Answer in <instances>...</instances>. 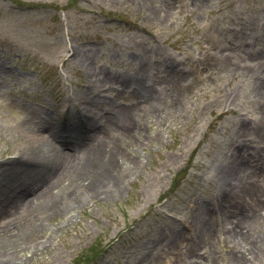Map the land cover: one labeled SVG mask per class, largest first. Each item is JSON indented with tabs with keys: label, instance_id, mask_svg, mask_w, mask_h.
Instances as JSON below:
<instances>
[{
	"label": "rangeland",
	"instance_id": "1",
	"mask_svg": "<svg viewBox=\"0 0 264 264\" xmlns=\"http://www.w3.org/2000/svg\"><path fill=\"white\" fill-rule=\"evenodd\" d=\"M36 116L73 143L91 120L84 148L109 131L127 173L23 228L43 242L5 264H264L233 231L264 236V0H0V161ZM43 184L0 186L1 236L29 215L14 193Z\"/></svg>",
	"mask_w": 264,
	"mask_h": 264
},
{
	"label": "bare ground",
	"instance_id": "2",
	"mask_svg": "<svg viewBox=\"0 0 264 264\" xmlns=\"http://www.w3.org/2000/svg\"><path fill=\"white\" fill-rule=\"evenodd\" d=\"M152 96L154 95L146 92L144 100L150 101ZM121 114L124 117L128 116L127 110H122ZM90 121L78 122L75 132L77 141L73 143L74 137L67 136V131L59 132L50 124L48 135L39 134L41 128L48 125V122L41 117H32L25 122L27 124L22 132L35 136L33 145L14 149L12 156L0 161V186L5 184L8 177L21 175L32 169L36 172V178L45 183L36 193L35 190L20 191L11 197L12 200L17 201L27 198L25 207L29 215L19 223L16 222L11 231L5 232L3 236L0 234V242H4L0 243V264L14 261L12 249L18 250V247H22L27 251L31 248H39L43 241L34 238L33 234L25 238V234L22 235L21 232L26 226L43 223L47 213L57 210L67 211L80 204L84 197L93 199L118 191V186L124 182L127 171H123L124 165L121 163H124L125 156L122 152L111 149L110 141L107 144L109 131L103 132L104 129H101L95 138L87 143L86 148L82 146L85 139L90 137V132L97 129L95 123L88 124ZM84 149L88 152L86 158H83L82 152H79ZM73 155L77 157V161L69 164L67 160L73 158ZM254 205L257 213L255 217L263 216L264 201H256ZM250 230L244 225H237L233 229L239 239L248 236L257 245L264 241V236H254ZM15 242H18L17 248ZM251 249L241 251L238 255L239 259H245L246 252Z\"/></svg>",
	"mask_w": 264,
	"mask_h": 264
}]
</instances>
